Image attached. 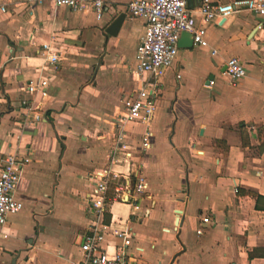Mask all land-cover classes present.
Wrapping results in <instances>:
<instances>
[{
  "label": "crops",
  "instance_id": "obj_1",
  "mask_svg": "<svg viewBox=\"0 0 264 264\" xmlns=\"http://www.w3.org/2000/svg\"><path fill=\"white\" fill-rule=\"evenodd\" d=\"M131 1L103 0L98 19L92 10L0 0V164L7 154H30L16 189L23 209L0 227V264L83 260L94 222L90 176L107 166L122 101L141 83L131 70L145 22L127 12ZM199 5L187 0L197 26ZM206 38V48L178 49L161 79L152 148L137 160L148 185L141 208L112 202L105 217L109 228L134 232L128 264H264V16L214 19ZM43 44L58 54L55 70L45 66ZM231 58L247 72L235 83L224 74ZM39 78L47 99L35 112L20 102L38 98L26 85ZM143 131L128 124L126 142L137 148ZM74 152L79 162L67 161L61 177V160ZM176 222V232H165Z\"/></svg>",
  "mask_w": 264,
  "mask_h": 264
},
{
  "label": "built area",
  "instance_id": "obj_2",
  "mask_svg": "<svg viewBox=\"0 0 264 264\" xmlns=\"http://www.w3.org/2000/svg\"><path fill=\"white\" fill-rule=\"evenodd\" d=\"M46 2L56 7H66L73 11L92 10L98 19L104 10L103 0H24L29 7L43 5ZM127 12L134 18L145 22V31L135 52L136 65L131 74L141 79L140 86L122 101V112L115 122V143L109 151L107 166L90 176L93 181L89 198V209L94 216V222L85 230L80 249L83 260L80 264H128V248L132 243L134 232L128 226L124 229H111L105 223L112 202L129 203L133 211H138L141 202L147 197L148 185L139 174L140 157L147 154L151 148V123L156 111V102L161 89V79L170 68L177 56V42L182 32L193 37L195 46L206 48V26L214 19L225 20L235 13L247 11L257 17L264 16V0H233L230 3L219 4L211 0H202L196 10L200 25L187 8L186 0H138L131 1L126 6ZM2 12L5 11L1 7ZM263 24L258 22L256 31H262ZM45 66L50 71L55 70L59 57L51 44H43ZM264 51V44L261 46ZM214 53V52H213ZM224 74L232 83L243 79L247 72L243 64L236 58L225 63ZM209 81L207 87H211ZM47 79L29 80L26 91L38 96L33 100H22L20 106L38 111L47 99ZM34 120H39L34 116ZM33 120V121H34ZM138 123L144 127L137 148L126 142V126ZM30 162V154H7L0 164V227L8 224L10 216L18 214L23 204L16 198V189L23 168ZM135 173V175H134ZM112 192L111 196L109 195ZM208 223L207 217L202 218ZM177 222L170 230L176 232ZM201 230L197 231L200 235ZM110 236L114 240L107 241Z\"/></svg>",
  "mask_w": 264,
  "mask_h": 264
},
{
  "label": "water",
  "instance_id": "obj_3",
  "mask_svg": "<svg viewBox=\"0 0 264 264\" xmlns=\"http://www.w3.org/2000/svg\"><path fill=\"white\" fill-rule=\"evenodd\" d=\"M191 0H188V2L190 3ZM192 1H198L199 4L201 5L202 0H192ZM187 2V0H186ZM199 5V6H200ZM188 8V6H187ZM125 15L121 14L120 16H118L112 23L111 25L107 28L106 33L109 34L110 36H116L121 28V25L124 21ZM193 46V37L192 35L186 33V32H182L180 35V38L177 42V47L178 49H187V48H191ZM212 79V76L209 77L208 82ZM135 175V173H134Z\"/></svg>",
  "mask_w": 264,
  "mask_h": 264
},
{
  "label": "rangeland",
  "instance_id": "obj_4",
  "mask_svg": "<svg viewBox=\"0 0 264 264\" xmlns=\"http://www.w3.org/2000/svg\"><path fill=\"white\" fill-rule=\"evenodd\" d=\"M71 158H72V159H70V157H69V160H68V158L66 157V158H63V159L61 160V162H60V167L62 166V168H61V170L59 171V175H60L61 177L63 176V168H64V166H65V163H67V161H69L70 163H72L71 165H72L74 168H75L76 164L79 162V161H78L79 159L77 158V155H76L75 152L72 154ZM58 167H59V164H58V166H57V169H58Z\"/></svg>",
  "mask_w": 264,
  "mask_h": 264
},
{
  "label": "trees",
  "instance_id": "obj_5",
  "mask_svg": "<svg viewBox=\"0 0 264 264\" xmlns=\"http://www.w3.org/2000/svg\"><path fill=\"white\" fill-rule=\"evenodd\" d=\"M242 142H243V145L246 146L247 145V142L245 140V136L242 135ZM112 192L110 191L109 195L111 196ZM249 257L251 258L252 255L250 254Z\"/></svg>",
  "mask_w": 264,
  "mask_h": 264
}]
</instances>
